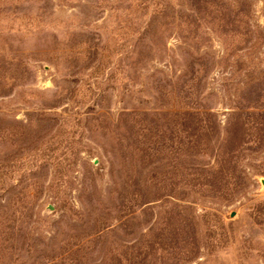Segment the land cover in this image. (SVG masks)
Returning a JSON list of instances; mask_svg holds the SVG:
<instances>
[{
	"label": "rangeland",
	"instance_id": "rangeland-1",
	"mask_svg": "<svg viewBox=\"0 0 264 264\" xmlns=\"http://www.w3.org/2000/svg\"><path fill=\"white\" fill-rule=\"evenodd\" d=\"M264 0H0V264H264Z\"/></svg>",
	"mask_w": 264,
	"mask_h": 264
},
{
	"label": "water",
	"instance_id": "water-1",
	"mask_svg": "<svg viewBox=\"0 0 264 264\" xmlns=\"http://www.w3.org/2000/svg\"><path fill=\"white\" fill-rule=\"evenodd\" d=\"M263 185H264V181H263Z\"/></svg>",
	"mask_w": 264,
	"mask_h": 264
}]
</instances>
